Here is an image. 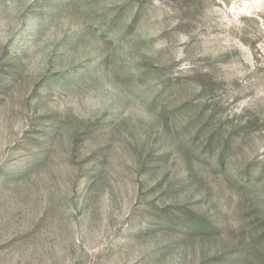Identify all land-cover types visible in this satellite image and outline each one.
I'll use <instances>...</instances> for the list:
<instances>
[{
	"label": "rangeland",
	"instance_id": "obj_1",
	"mask_svg": "<svg viewBox=\"0 0 264 264\" xmlns=\"http://www.w3.org/2000/svg\"><path fill=\"white\" fill-rule=\"evenodd\" d=\"M0 264H264V0H0Z\"/></svg>",
	"mask_w": 264,
	"mask_h": 264
}]
</instances>
